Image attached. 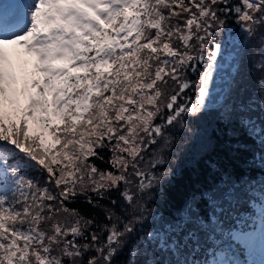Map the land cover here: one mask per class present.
Masks as SVG:
<instances>
[{
    "label": "snow or ice",
    "instance_id": "6c2138e0",
    "mask_svg": "<svg viewBox=\"0 0 264 264\" xmlns=\"http://www.w3.org/2000/svg\"><path fill=\"white\" fill-rule=\"evenodd\" d=\"M260 26L264 0H19L0 9V264H113L147 219L137 194L169 174L154 171L165 160L146 159L149 150L202 114L210 85L242 63ZM240 123L264 148V122ZM212 195L207 219L189 210L134 237L127 264H138L146 242L195 250L202 234L251 252L256 230L237 227L242 220L226 227L228 193ZM81 199L93 208L122 202L124 210L101 223L74 207ZM258 215L264 241V183Z\"/></svg>",
    "mask_w": 264,
    "mask_h": 264
},
{
    "label": "trees",
    "instance_id": "16d2710c",
    "mask_svg": "<svg viewBox=\"0 0 264 264\" xmlns=\"http://www.w3.org/2000/svg\"><path fill=\"white\" fill-rule=\"evenodd\" d=\"M227 27L230 31L233 27L237 28L233 19L228 20ZM223 34H219L222 40ZM262 35L264 26L256 31L242 63H238L227 94L221 101L228 104L225 110L219 106H207L198 117L187 118L183 130H172L168 145L161 141L149 150L154 155L159 153L165 160L163 165L156 168L158 172L169 174L158 188L139 196V203L145 209L143 216L147 219L139 233L126 238L128 246L114 257L113 264H127L129 249L135 247L132 242L134 237H144L149 230H163L166 225L185 220L189 210L207 219L212 214L209 201L213 200V192L218 195L228 193L222 216L226 227L242 220L246 223H238L237 227H244L248 232L255 229L254 238L260 236L258 209L261 185L264 183V168L261 167L260 158L264 148L240 121L250 117L257 124L264 122V70L260 67L264 60ZM189 78L193 82L197 79L195 74H189ZM188 95L194 96L195 93L189 91ZM95 163L101 168L107 167L99 160ZM111 198L119 201L118 193L112 192ZM213 203L219 205L221 201L217 199ZM100 204L101 207L93 208L81 199L74 207L86 216L96 215L101 223L104 222L105 213L119 215L124 210L122 202L115 207L107 200H102ZM257 240L260 246L263 241ZM200 244L195 250L189 243L188 247L181 244L179 249L170 251L159 249L156 242H146L139 246L134 258L138 264L144 261L149 264L154 261L177 264L184 260L191 264H205L206 261L211 264V261L225 260L227 256V260L240 264H250L251 261L258 264L252 251L236 243L231 248L224 244L206 243L202 234Z\"/></svg>",
    "mask_w": 264,
    "mask_h": 264
},
{
    "label": "water",
    "instance_id": "95a60500",
    "mask_svg": "<svg viewBox=\"0 0 264 264\" xmlns=\"http://www.w3.org/2000/svg\"><path fill=\"white\" fill-rule=\"evenodd\" d=\"M236 34L237 36L240 35L239 32ZM238 63L239 61L236 62L237 65ZM235 70L231 67H226L221 70L220 75H218L214 82L210 85V97L206 100V105L215 104L223 100V98L226 96ZM221 76L224 78H221Z\"/></svg>",
    "mask_w": 264,
    "mask_h": 264
},
{
    "label": "rangeland",
    "instance_id": "374dc122",
    "mask_svg": "<svg viewBox=\"0 0 264 264\" xmlns=\"http://www.w3.org/2000/svg\"><path fill=\"white\" fill-rule=\"evenodd\" d=\"M233 30H228L229 32H239L238 29L236 30L235 27L232 28ZM223 38H225V34H223ZM195 82V81H194ZM228 104L226 103H221V102H218V103H215V104H211L209 106H214V107H217L219 106L221 110H225V108L227 107ZM207 107V106H206ZM154 154L151 153V151H149V153L146 155V159H150ZM159 169H154V171L158 172ZM133 191L135 192V189H133ZM139 196L140 194H137V199H139ZM135 202V201H134Z\"/></svg>",
    "mask_w": 264,
    "mask_h": 264
}]
</instances>
